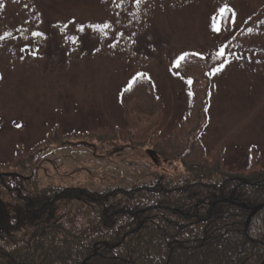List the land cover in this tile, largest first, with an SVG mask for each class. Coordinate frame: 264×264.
<instances>
[{"label":"rangeland","instance_id":"374dc122","mask_svg":"<svg viewBox=\"0 0 264 264\" xmlns=\"http://www.w3.org/2000/svg\"><path fill=\"white\" fill-rule=\"evenodd\" d=\"M187 53L223 57L206 72L205 156L263 166L264 0H0V160L48 136L126 127L122 92L139 75L161 99L149 118L155 136L173 134L199 95L174 69ZM39 154V168L12 170L95 191L142 185L157 171L145 149L107 136Z\"/></svg>","mask_w":264,"mask_h":264},{"label":"trees","instance_id":"16d2710c","mask_svg":"<svg viewBox=\"0 0 264 264\" xmlns=\"http://www.w3.org/2000/svg\"><path fill=\"white\" fill-rule=\"evenodd\" d=\"M202 57L187 53L174 68L191 80L199 95L188 119L173 134L155 136L157 121L149 118L155 105L162 110L161 99L150 80L139 75L122 92L129 118L126 127L112 128L105 135L102 130L73 131L55 141L48 136L31 151L0 160V264H80L87 257L85 264L262 260L264 249L258 241L264 237V209L251 218L245 233L248 211L241 205L264 202V165L251 162L233 168L225 163L223 151L211 159L205 156L198 137L204 124L206 72L223 57L214 53ZM145 100L155 104L144 107ZM106 136L148 152L157 169L150 172L148 182L95 191L86 185L44 183L38 175L18 172L29 164L34 165L32 170L39 168L37 158L47 148Z\"/></svg>","mask_w":264,"mask_h":264},{"label":"water","instance_id":"95a60500","mask_svg":"<svg viewBox=\"0 0 264 264\" xmlns=\"http://www.w3.org/2000/svg\"><path fill=\"white\" fill-rule=\"evenodd\" d=\"M223 201L231 203V200H229V199H222L221 202H223ZM241 206L248 211V215L246 217L245 226H244V231L246 232L247 229H248L249 222H250L251 218L253 217V215L264 208V202H262L260 204H257L255 206H252V207H247V206H245L243 204ZM259 243H261L263 245V247H264V238H263V241H260ZM85 262H86V259H84L81 262V264H85ZM259 264H264V255H263L262 261Z\"/></svg>","mask_w":264,"mask_h":264},{"label":"snow or ice","instance_id":"6c2138e0","mask_svg":"<svg viewBox=\"0 0 264 264\" xmlns=\"http://www.w3.org/2000/svg\"><path fill=\"white\" fill-rule=\"evenodd\" d=\"M136 2H137V4H139L140 0H136ZM221 11L223 12L224 9H222ZM95 27H96L98 30H100L101 28L106 29V28L110 27V25L105 24V25H103V26H95ZM81 30H82V29H81ZM217 30H218V29H217ZM222 54H223V52L220 53V55H222ZM183 59H184L183 56H181V57L179 58V60H183ZM179 60L177 61V63H179Z\"/></svg>","mask_w":264,"mask_h":264}]
</instances>
